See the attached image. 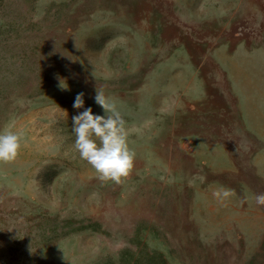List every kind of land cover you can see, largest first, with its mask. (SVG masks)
<instances>
[{
	"label": "rangeland",
	"instance_id": "obj_1",
	"mask_svg": "<svg viewBox=\"0 0 264 264\" xmlns=\"http://www.w3.org/2000/svg\"><path fill=\"white\" fill-rule=\"evenodd\" d=\"M99 9L118 25L92 28ZM234 36L264 43V0H0V129L25 136L0 163V264H264L254 156L200 142L166 77L140 83L181 41L196 53ZM118 86L145 90L120 100ZM96 89L117 101L136 153L119 185L74 149V99L102 115ZM221 187L235 191L224 204Z\"/></svg>",
	"mask_w": 264,
	"mask_h": 264
},
{
	"label": "crops",
	"instance_id": "obj_2",
	"mask_svg": "<svg viewBox=\"0 0 264 264\" xmlns=\"http://www.w3.org/2000/svg\"><path fill=\"white\" fill-rule=\"evenodd\" d=\"M108 12L105 9L91 12L90 15L99 17L91 27L103 33L108 32L109 23L117 26L118 22L107 18ZM192 44L196 46V53L182 41L176 48L169 49L168 58L150 70L154 75H144L140 83L157 85L162 82L160 77H166L165 84L183 103L181 114L186 117L181 120L182 124L190 120L189 115H195L197 130L192 134L197 135L200 142L211 139L206 147L215 150L228 145L251 153L254 173L264 183V43L244 38L237 40L234 36L222 43L206 38ZM140 90L145 88L132 86L126 90L118 86L111 92L121 100L123 92ZM224 136L227 138H222ZM236 161L231 159L232 163ZM246 188L253 199L260 193L258 188L248 185ZM257 210L263 212V209Z\"/></svg>",
	"mask_w": 264,
	"mask_h": 264
},
{
	"label": "clouds",
	"instance_id": "obj_3",
	"mask_svg": "<svg viewBox=\"0 0 264 264\" xmlns=\"http://www.w3.org/2000/svg\"><path fill=\"white\" fill-rule=\"evenodd\" d=\"M84 93H78L73 108L78 111L72 116V132L75 136L74 149L79 157L97 173L101 182L123 183L133 172L136 153L130 148L123 119L117 101L96 89L95 103L103 114H94L91 107H85ZM9 123L0 129V163L15 161L25 139L22 131L14 130ZM235 195L233 189L221 187L214 196L221 204ZM258 206H264V192L255 194ZM244 203V201H241Z\"/></svg>",
	"mask_w": 264,
	"mask_h": 264
},
{
	"label": "bare ground",
	"instance_id": "obj_4",
	"mask_svg": "<svg viewBox=\"0 0 264 264\" xmlns=\"http://www.w3.org/2000/svg\"><path fill=\"white\" fill-rule=\"evenodd\" d=\"M100 32V31H99ZM102 73H103V71H102Z\"/></svg>",
	"mask_w": 264,
	"mask_h": 264
}]
</instances>
